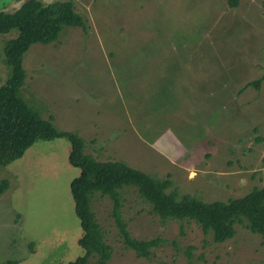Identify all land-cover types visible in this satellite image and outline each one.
<instances>
[{"label":"rangeland","instance_id":"374dc122","mask_svg":"<svg viewBox=\"0 0 264 264\" xmlns=\"http://www.w3.org/2000/svg\"><path fill=\"white\" fill-rule=\"evenodd\" d=\"M27 0H0L12 12ZM51 3L57 0H40ZM65 1V0H61ZM87 23L23 57L20 97L60 131L76 133L97 161H122L180 195L226 202L264 186L262 0H72ZM0 34V86L10 77ZM241 90H243L241 92ZM64 138L35 142L0 166V264H66L83 255L69 184L79 170ZM121 217L137 240L157 239L149 258L126 248L112 201L91 208L111 248L106 264H264L257 234L235 224L215 243L189 220H161L135 188L121 190ZM96 264V257L89 258Z\"/></svg>","mask_w":264,"mask_h":264},{"label":"trees","instance_id":"16d2710c","mask_svg":"<svg viewBox=\"0 0 264 264\" xmlns=\"http://www.w3.org/2000/svg\"><path fill=\"white\" fill-rule=\"evenodd\" d=\"M229 8H236L239 0H227ZM264 10V0H262ZM64 27H79L86 31V20L79 15L72 0L43 3L27 0L12 12L0 10V34L17 30L18 35L4 47V62L10 69V77L0 86V166L20 159L37 141L64 138L69 143L68 162L79 170L69 184L74 213L79 220L82 235L78 240L83 255L66 264H89L96 257V264H106L111 248L105 242L100 225L91 208L94 195L107 196L112 201V216L123 244L139 258H149L151 250L159 245L157 239L131 238L121 217V190L135 188L141 198L150 204L152 212L161 220H189L194 222L215 243L232 239L236 223H246L252 234H257L264 245V186L253 188L246 195L226 202L205 203L185 194L180 195L170 176L159 178L131 168L122 161H97L84 153V141L76 133L58 130L51 120L42 119L21 97L25 80L23 57L37 43L57 41ZM264 81V75L246 84L256 89ZM241 90V92L243 91ZM9 187L0 181V194ZM7 264H16L8 261ZM62 264V263H58Z\"/></svg>","mask_w":264,"mask_h":264}]
</instances>
